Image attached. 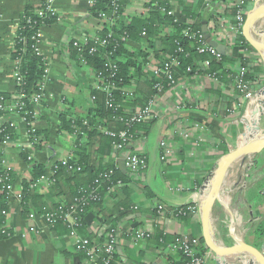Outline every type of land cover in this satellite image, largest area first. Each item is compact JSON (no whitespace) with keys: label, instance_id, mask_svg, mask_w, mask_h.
Returning <instances> with one entry per match:
<instances>
[{"label":"crops","instance_id":"0c3cea01","mask_svg":"<svg viewBox=\"0 0 264 264\" xmlns=\"http://www.w3.org/2000/svg\"><path fill=\"white\" fill-rule=\"evenodd\" d=\"M45 1L0 0V93L9 94L10 99L17 95L16 65L11 57L17 26L28 8L39 9ZM90 1L51 0L59 21L43 28L41 55L48 73L42 83V105L31 124L21 116L0 117V128L7 123L15 124L14 136L0 141V168L14 177L6 218L13 236L0 240V264H96L97 248L105 247L112 226L118 234L120 264L177 262L181 255L173 250L177 237L202 238L201 189L215 165L264 130V61L239 42L235 17L241 0H166L177 22L193 24L195 20L191 15L201 23L208 22L211 36L227 49L225 55H220L233 62L225 65V73L218 78L205 72L180 75L177 85L157 99L156 118L145 123L148 130L140 131L127 149L119 151L115 143L109 147L108 141L98 135L90 139L79 127L75 129L74 126L73 132L63 130L62 117L86 120L94 106L93 92L98 90L93 69L79 62L72 49V43L93 39L104 28V24L91 15ZM160 1L126 0L123 19H146ZM257 1L244 0L246 16ZM259 29L264 31V22ZM164 32L169 33L168 28ZM169 56L160 53L156 57L152 52L144 67L145 77L124 88L128 97L134 95L138 101V106L132 109L146 105L151 90L147 81L152 80L153 67ZM243 69L253 90L250 100L238 91L235 83ZM249 75L252 80H248ZM164 142L169 151L166 160L162 159L161 144ZM83 144L96 171L108 165L115 166L125 176L124 184L112 188L104 201L88 212L84 228H73L70 221L51 228L44 221L43 209L69 202L72 191L89 179L85 174L77 180L61 175L55 186L43 184L33 188L38 180L34 182L32 178V163L43 165L45 174L49 175L56 164L73 159ZM133 153L147 160V169L142 174L122 167L125 158ZM30 155L32 162L28 161ZM263 155L264 152L246 161L254 160V169L245 180L244 163L239 160L231 167L225 189L235 187V190L222 197L228 208L221 204L214 208L217 237L219 239L220 235L227 243L232 242L228 246L237 240L231 234L235 227L233 219L240 222L246 214L255 219V211L264 217V196L252 212L253 207L245 210V191L242 195L238 191L240 183L243 186L259 183L255 178L264 164V160L260 163ZM25 183L31 184L28 204H23ZM258 188L264 194V184ZM229 195L236 198V203L237 199L240 202V210L234 215L229 212V202L224 200ZM159 204L165 205L167 212L158 213L156 206ZM176 210L185 211V215H173L172 211ZM31 228L35 232L30 231ZM137 231L148 232L151 237L136 240L133 235ZM84 240L89 241L90 248L78 249ZM218 262L208 250L206 264Z\"/></svg>","mask_w":264,"mask_h":264},{"label":"trees","instance_id":"16d2710c","mask_svg":"<svg viewBox=\"0 0 264 264\" xmlns=\"http://www.w3.org/2000/svg\"><path fill=\"white\" fill-rule=\"evenodd\" d=\"M112 1L113 0H99L91 9V15L94 18L98 19L100 15L104 13L115 21L113 25L105 26V28L97 34V38L100 41L89 40L86 45H83L82 50L75 48L74 43H72V49L75 58H78L79 62L82 64L91 67L95 75H99L100 73L107 75L108 72L105 68V65L109 61L107 54L112 52V57L110 59L118 66V71L113 79L116 84V89L113 92L114 105L123 104L124 106L126 105V108L128 106L127 109H132L138 106V101L134 98V95L133 98H128L124 92V88L128 87L135 81H141L145 77L144 67L147 64L149 57L152 55V52L153 54L155 53L156 57L160 56V53H167L170 56L177 57L180 62V67L174 69V77L176 79L182 74L191 75L198 72L202 73L200 70V63L205 60H210L211 65L210 68L204 72L212 77L218 78L221 76V73H225V65L233 62L226 56H220L219 59H215L206 54H199L198 47L201 43L197 39H192L189 36H186V31H190L191 34L204 36L202 23L196 20L194 15H191L192 13H189V15H191L190 18L194 19L195 22L193 24H181L177 22L174 17L168 15V11L171 9L169 3L164 0L160 1L157 7L151 10L148 18H133L132 20L127 21L123 19L126 0H120V7L117 14H115L112 9ZM44 3L39 9L28 8L22 15L19 22L18 37L15 40V46L11 55L14 61L22 60L23 81L21 85L16 87V92L17 94L26 97L25 103L27 108L25 111L28 112V115L26 116L29 121L33 120V109L30 105V100L32 95L40 90L42 86L41 84L45 80L46 69L44 58L38 55L35 51V38L39 29L54 25L59 21L58 15L48 12ZM38 10L42 11V15L37 13ZM163 10H165V12H163ZM162 12L164 14H162ZM166 28H168L169 33L165 34L164 31ZM144 32H146V36H143ZM125 36L127 37V40L122 41V37ZM102 42L105 43L104 46L101 44ZM239 42L247 49L253 51L243 35L239 37ZM92 48L96 49L93 53L90 52ZM180 48L183 50L182 53L179 52ZM164 60L165 59H162L160 64H163ZM243 65L246 64L243 63ZM189 67L192 69L191 73L187 72ZM151 79L152 80L147 81V83H150L151 88L150 93L147 95L148 101L156 93L154 86L162 81L161 78H155L152 76ZM248 80H252L250 75L248 76ZM93 96L94 106L86 120H68L67 118L62 117L61 128L63 130L73 132L74 126L79 127L90 137V139L98 135L108 141L109 147L112 146V143H117L118 139L107 135L105 133L107 131L117 133L123 130H128L131 134L135 135L138 132L139 135L140 131L148 130V126L146 127L145 123L129 124L130 118L127 114L125 115L127 109H109L106 106L107 95L103 91H94ZM0 97L6 101L10 100L9 94L0 93ZM13 130L14 128H12L9 123L2 126V128H0V141L13 137ZM83 145L81 149L76 152L75 157L66 162V164L63 162L56 164L55 166L57 169L54 174V186L57 184L58 177L61 175H66L71 179L77 180L78 176L85 174L89 179L86 184H82L72 191L71 200L69 202L66 201V203L57 204L53 207L54 210H57L59 206H64L65 211H72L79 199L87 197L89 199L88 205L75 210L76 213L74 216L77 219L76 228L79 230L86 226L85 217L88 212L96 206H99L112 188L124 184L123 179L125 177L118 168H115V166L108 165L96 171L94 167L91 166L90 156L87 152L86 145ZM31 170L34 182L45 174V167L34 161ZM112 170L114 171V175L109 179H105L104 175ZM5 178H8V180L4 181ZM13 182V175L0 168V228L4 226L6 221V217L2 214L4 210H7L8 191L6 188L8 185L13 184ZM30 185L31 184L29 183L23 185L25 194L23 204H28V199L31 196ZM96 189L97 191L95 193L99 196V200L93 201L90 199V194ZM256 193L258 194V192ZM258 195L260 196V194ZM112 230H115L114 226L108 230V233ZM254 234H258L259 241L264 240L263 222ZM12 236L13 231L10 228L0 232V240L8 239ZM256 241L258 240L256 239ZM200 243L201 246L199 247V253L200 255H204L208 252V249L202 238H200ZM254 246L258 247V243ZM83 248L88 249L90 246ZM103 249V246L97 248L95 253L96 264H105V257L102 253ZM84 256L86 257L85 254ZM184 261H186V257L180 255V259L172 264H182ZM120 263L121 258L116 251L112 261L108 264Z\"/></svg>","mask_w":264,"mask_h":264},{"label":"built area","instance_id":"2783aa9c","mask_svg":"<svg viewBox=\"0 0 264 264\" xmlns=\"http://www.w3.org/2000/svg\"><path fill=\"white\" fill-rule=\"evenodd\" d=\"M99 0H91L90 1V7H94L96 3ZM164 1V0H161ZM120 0H113L112 1V9L114 10V13L117 14V11L120 7L119 5ZM44 6H46V10L48 12H51L53 14H56L55 11L51 7V0H46L44 3ZM165 12V10H163ZM38 14L42 15V11L38 10ZM169 16H173V12L171 10L168 11ZM101 23L104 24L105 26L113 25L114 20L110 18L108 15L102 13L100 17L98 18ZM236 25H235V30L236 34L238 37L243 35V27L245 25L246 21V10H245V2L244 0H241L239 2V5L237 7V14L235 17ZM18 30H19V24L17 26L16 30V38L18 37ZM143 36H146V32L143 33ZM186 36L192 38V39H197L201 45L198 47V52L199 54H206L212 58L219 59L221 56L215 49L210 47L203 35H196V34H191L190 31H186ZM36 44H35V51L37 52L38 55H41V44L43 40V28L39 29L36 35ZM89 40H95V41H100L97 36L94 37L93 39H88L85 40L84 42H74V47L82 50L83 45H86ZM127 37H122V41H126ZM103 46L105 43H101ZM96 49L92 48L91 53L95 52ZM179 52L182 53L183 50L180 48ZM108 58V63L105 65V68L107 70V75L100 73L99 75H95L97 79V89L100 91H103L107 95V100H106V106L109 109L113 110H118V109H125L123 104H118L114 105V100H113V92L116 89V84L113 81L116 72L118 71V66L113 60L110 58L112 57V52L110 54H107ZM45 60V59H44ZM15 81H16V86L21 85L23 81V71H22V60H16L15 61ZM211 61L210 60H205L200 63V70L202 72L207 71L210 68ZM180 67V62L177 59V57L169 56L167 57L163 64L155 65L153 67V70L151 72L152 77L155 78H161L162 81L157 83L154 86L155 94L154 96L148 101L146 105H144L141 108L137 109H128L125 112V115L129 116V124H144L147 121H152L156 118L154 108L156 101L159 97H161L168 89L173 88L177 85L178 79L174 77V69H177ZM199 70V71H200ZM188 73L192 72L191 67L188 68L187 70ZM48 69H47V64H46V69H45V78L47 76ZM245 73L246 70L243 69L238 77L235 79L236 87L238 91L242 94L245 95L246 99H252L253 98V90L251 88V85L249 82L246 81L245 79ZM200 74V72L196 73ZM106 77H105V76ZM210 76V75H209ZM212 77V76H211ZM216 78V77H214ZM166 83V84H165ZM42 85V84H41ZM43 86V85H42ZM42 86L39 91H36L30 100V105L32 107V115L33 118L37 115V110L38 108L42 105V100H43V91H42ZM131 98V97H128ZM26 97L21 94H17L15 97H12L10 100L6 101L2 97H0V117L5 116V115H10V116H21L22 120L27 122V124H31L32 121H29L27 116L28 112L25 111L27 108V105L25 103ZM10 126L12 128L15 127L14 123H10ZM76 129V127H75ZM107 135L118 139V142L114 144L115 148L119 151H123L126 148H128L137 138V134H131L128 130H123L121 132H105ZM31 136L34 135V132H30ZM162 149L164 150V155L162 157L163 160H166V157L169 154V151L166 149V143L161 144ZM28 161L32 162L33 157L30 155L28 156ZM66 164V163H64ZM124 166L125 169L128 171L134 173V174H142L146 171L147 169V160L144 156H140L138 154H130L128 155L125 160H124ZM57 167L54 166L51 170V173L49 175L44 174L43 176L38 179V181L33 185V188H36L39 185H54L55 184V178L54 174L56 171ZM112 175H114V171H110L109 173L104 175L105 179H109ZM8 178H5L4 181H7ZM99 182V181H96ZM6 190L8 191V197L10 193L13 190V184H10L7 186ZM97 189L90 194V199L93 201L99 200V196L95 193ZM89 199L87 197L81 198L77 201V204L75 205L74 210L72 211H65L64 206H59L57 210H52L49 208L44 209V221L47 226L54 228L60 223H69V221L73 224V228L76 227L77 225V219L74 216L76 213L77 208H83L88 205ZM156 210L158 213L163 214L167 212V208L163 204H159L156 206ZM2 214L7 218L8 217V212L7 210H4ZM172 214L181 217L185 215V211L183 210H176L172 211ZM9 228L7 225V221H5V224L3 227L0 228L1 231H5V229ZM30 231L35 232L34 228H31ZM72 235H75V232H72ZM133 237L136 240L140 239H148L151 237L150 233L148 232H142V231H137L134 233ZM117 245H118V234L116 230H112L107 234V242L102 250V253L105 257V264H108L110 261H112L116 251H117ZM89 246V241L84 240L82 243L78 246V249H82L83 247ZM201 246L200 243V238L198 237H188V236H180L177 237L175 240V243L173 245V250L177 253H180L181 255L186 257V261H184L182 264H206V254L200 255L199 253V247ZM210 252V251H209ZM211 253V252H210ZM92 252H90V255ZM213 255V253H211Z\"/></svg>","mask_w":264,"mask_h":264},{"label":"water","instance_id":"95a60500","mask_svg":"<svg viewBox=\"0 0 264 264\" xmlns=\"http://www.w3.org/2000/svg\"><path fill=\"white\" fill-rule=\"evenodd\" d=\"M262 22H264V0H258L255 8L246 16L243 36L264 61V31L259 29ZM202 26L206 43L219 54L225 55L227 49L211 36L208 30V22H203ZM262 152H264V131H259L251 136L245 144L223 156L201 189L203 198L200 202L199 214L202 224V239L206 248L219 261L218 264H226L229 259L241 261L252 259L253 264H264V243L261 248H257L249 243L236 240L234 245L228 246L218 239L213 218L216 204L226 206L222 197L235 190V187L225 189L231 167L239 160L243 164ZM122 167L125 169L124 163Z\"/></svg>","mask_w":264,"mask_h":264},{"label":"rangeland","instance_id":"374dc122","mask_svg":"<svg viewBox=\"0 0 264 264\" xmlns=\"http://www.w3.org/2000/svg\"><path fill=\"white\" fill-rule=\"evenodd\" d=\"M99 20V19H98ZM105 28V27H104ZM263 123V122H262ZM259 125H261V119L259 121ZM263 128H264V125H263ZM263 128L261 127V130H263ZM264 131V130H263ZM261 161L260 163L264 160V155L260 157ZM254 160H251L249 162H245L243 165H244V168L245 171L243 172V180L247 179L246 175L250 174L254 167H252V165L254 164L253 163ZM264 164L263 166L260 168V173L257 174V181H259V183H255L254 185H251L249 183V185H244L243 184L241 185V183L238 185V191L240 190V193L241 192H244L243 194H245V197H246V200H247V208L248 209V206L249 208L250 207H253L251 208V211L253 212V209H256L258 207V205H260V203L263 201V196L264 194H261L260 192H262L263 190H260V187L262 184H264V180L263 182L261 181L262 179H264ZM263 169V170H262ZM249 172V173H248ZM242 182V181H241ZM251 186H254V187H257V188H254V187H251ZM259 190V191H258ZM256 191L258 192V194H261V196H259ZM242 195V193H241ZM225 201H228L229 203V212L234 215V213H238L236 210L239 209L240 210V202H239V199H237V203H236V198L233 199V196L229 195L227 197L224 198ZM256 201V202H255ZM246 212V211H245ZM254 216H255V219H253L252 217L248 216V214L245 215V217L242 218V220L240 222H237L234 220L235 222V227H234V232H232V236L235 237L237 240L239 241H242V242H245V243H249L251 245H255L258 243V247L257 248H261L263 246V243H264V240H260L259 241V237H258V234H254L257 230H258V227L260 226V224L263 222L264 223V217H260L261 214H259V212L255 211L254 212ZM260 217V218H258ZM228 228L230 226V222L228 221ZM219 239L220 241H222L223 243H225L226 245H231L232 242H228L227 241H224L222 239V237L219 235ZM256 239L258 241H256ZM253 242V243H252ZM253 260L252 259H247V260H236V259H229L227 260V263L226 264H253Z\"/></svg>","mask_w":264,"mask_h":264}]
</instances>
